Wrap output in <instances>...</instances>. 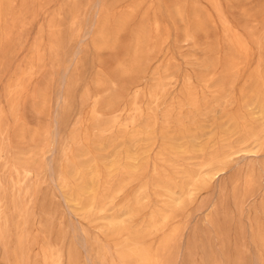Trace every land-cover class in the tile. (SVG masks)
<instances>
[{
    "label": "rangeland",
    "instance_id": "obj_1",
    "mask_svg": "<svg viewBox=\"0 0 264 264\" xmlns=\"http://www.w3.org/2000/svg\"><path fill=\"white\" fill-rule=\"evenodd\" d=\"M0 264H264V0H0Z\"/></svg>",
    "mask_w": 264,
    "mask_h": 264
}]
</instances>
